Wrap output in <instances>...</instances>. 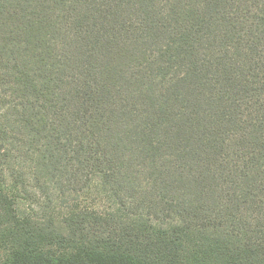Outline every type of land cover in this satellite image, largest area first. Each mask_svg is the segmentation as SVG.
I'll list each match as a JSON object with an SVG mask.
<instances>
[{"label":"trees","instance_id":"trees-1","mask_svg":"<svg viewBox=\"0 0 264 264\" xmlns=\"http://www.w3.org/2000/svg\"><path fill=\"white\" fill-rule=\"evenodd\" d=\"M94 177L131 215H39ZM0 242V264H264V0H0Z\"/></svg>","mask_w":264,"mask_h":264},{"label":"rangeland","instance_id":"rangeland-1","mask_svg":"<svg viewBox=\"0 0 264 264\" xmlns=\"http://www.w3.org/2000/svg\"><path fill=\"white\" fill-rule=\"evenodd\" d=\"M38 204L42 208L39 215L45 217L46 220L52 218L55 222L62 220L69 213L77 212L97 213L106 216L114 214L123 217L131 215L127 205L124 203L121 206L112 196L109 186L102 183L97 177H94L79 191L58 190L55 187L47 189L46 197L37 200L35 203L37 210H39ZM84 216H86L87 221L91 220L88 214H84ZM153 223L154 225H166L169 223V219L160 217L154 219ZM0 247H2L1 242ZM1 255L2 252L0 251V257Z\"/></svg>","mask_w":264,"mask_h":264}]
</instances>
